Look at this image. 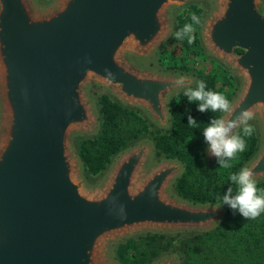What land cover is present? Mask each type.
<instances>
[{
    "label": "water",
    "instance_id": "95a60500",
    "mask_svg": "<svg viewBox=\"0 0 264 264\" xmlns=\"http://www.w3.org/2000/svg\"><path fill=\"white\" fill-rule=\"evenodd\" d=\"M188 1L0 0V264H122L115 246L125 238L221 222L220 201L175 192L184 163L158 156L151 136L118 150L92 183L75 143L100 129L93 86L137 108L154 128L171 126L170 98L184 90L177 79L193 86L197 75L157 67L151 57L174 29L173 9ZM208 2L199 29L205 52L238 80L232 113L220 116L254 113L258 147L241 168L261 181L264 0ZM146 264H181V257L169 251Z\"/></svg>",
    "mask_w": 264,
    "mask_h": 264
},
{
    "label": "trees",
    "instance_id": "16d2710c",
    "mask_svg": "<svg viewBox=\"0 0 264 264\" xmlns=\"http://www.w3.org/2000/svg\"><path fill=\"white\" fill-rule=\"evenodd\" d=\"M201 11L195 3H189L185 15L182 12L176 14L174 34L184 22L191 23V13L195 12L200 17ZM180 69L187 67L180 65ZM195 74L196 82L203 80L208 90L221 92L213 74L203 70H196ZM195 86L196 83L192 87ZM183 93L184 90H181L170 98L172 124L167 129L154 128L137 108L125 106L105 92L100 93L97 96L99 132L77 141L78 153L87 172L101 173L118 150L141 136H151L158 156H176L184 163L183 172L174 182L176 193L193 201L212 200L223 204L222 196L229 187L233 188L234 194L236 192L230 175L239 172L243 163L257 149L258 135L254 128L250 137H244L247 147L230 161L231 168H220L217 159L206 161L203 155V129L221 113L198 111V102L190 103ZM225 96L230 100L231 95ZM176 97L179 100L175 101ZM189 115L195 118L199 128L189 126ZM239 131L243 135L242 130ZM257 185L264 189V180L257 181ZM223 206V219L211 230L189 234H138L120 241L115 246V256L122 264H146L162 253L178 251L181 264H264V213L256 219H245L228 205Z\"/></svg>",
    "mask_w": 264,
    "mask_h": 264
},
{
    "label": "clouds",
    "instance_id": "9594fccd",
    "mask_svg": "<svg viewBox=\"0 0 264 264\" xmlns=\"http://www.w3.org/2000/svg\"><path fill=\"white\" fill-rule=\"evenodd\" d=\"M191 23H186L179 31L175 33L177 40L183 41L187 38L189 44L194 42L195 29L194 24H200V17L191 13ZM109 77L114 74L105 70ZM177 87H184V95L189 102H198V111L213 113H232V105L228 98L221 92L207 89L205 81L196 82L192 87L191 82L186 81L184 77H179L176 81ZM254 119V113L250 109H244L235 119L225 118L224 116H215L203 129V136L208 144L210 155L217 158L220 168H231L230 161L237 158V154L245 151L247 143L244 137H250L254 132V127L249 123ZM188 124L191 127L199 128L194 117L188 116ZM242 130L243 135L240 131ZM232 184L236 185V192L229 187L222 196L223 204L228 205L234 212L238 211L245 219H256L264 213V189H260L254 178V172L251 168L243 167L237 173L229 177ZM123 206H121L122 208Z\"/></svg>",
    "mask_w": 264,
    "mask_h": 264
},
{
    "label": "rangeland",
    "instance_id": "374dc122",
    "mask_svg": "<svg viewBox=\"0 0 264 264\" xmlns=\"http://www.w3.org/2000/svg\"><path fill=\"white\" fill-rule=\"evenodd\" d=\"M40 1H46V0H40ZM189 3H195L197 6H199L202 9L200 14V21H202L204 13L209 8L208 0H190L182 5L176 6L172 12L174 18V29L170 34V36L163 42L160 48L151 57V64L160 68L177 69V70H181L180 65H185L187 69L181 71L193 72L194 74L196 70H203L215 76L216 86L217 88L220 89L221 92H223L224 95L232 96L238 86V80L230 71V69L225 66L224 63L219 61L217 58L208 55L205 52V48L201 41V35L199 32L200 24L193 25L195 29L193 35L195 39L192 44L186 43L187 40L181 41L175 38L174 31H175L176 14L182 12L185 15L186 7ZM186 23L187 22H184L182 27ZM102 92L105 91L100 87L93 86L90 88L91 96L95 97L96 99L97 96ZM111 97L113 98V96ZM177 100H179V97L175 98V101ZM249 123L255 128L257 133L256 120H251L249 121ZM79 138L80 137L75 138L76 144ZM102 172L97 174H91L87 172L86 179L88 180V182L91 183L98 181ZM182 234H187V233H182Z\"/></svg>",
    "mask_w": 264,
    "mask_h": 264
}]
</instances>
